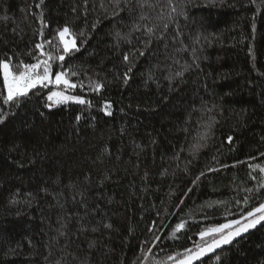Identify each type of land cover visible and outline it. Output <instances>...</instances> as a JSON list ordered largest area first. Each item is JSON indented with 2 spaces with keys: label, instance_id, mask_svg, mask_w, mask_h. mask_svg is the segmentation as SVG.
Listing matches in <instances>:
<instances>
[{
  "label": "trees",
  "instance_id": "16d2710c",
  "mask_svg": "<svg viewBox=\"0 0 264 264\" xmlns=\"http://www.w3.org/2000/svg\"><path fill=\"white\" fill-rule=\"evenodd\" d=\"M100 3L89 0L85 17L83 0H0V59L36 62L41 12L48 25L43 39L52 40L66 23L86 34L79 52L53 63V78L61 67L76 72L70 79L83 87L66 94L86 103L46 107L51 85L30 90L19 107L0 98L7 114L0 123V264H141L142 245L153 249L146 264H175L168 257L200 243L201 230L264 202L261 189L243 203L253 195L245 189L264 178L249 167L264 166L261 0H186L185 15L170 23L166 39L147 47L143 30L132 33L131 44L115 35L131 31L135 14L105 18ZM146 11L152 19L142 23L167 22L156 19L167 14L166 4ZM56 43L44 51L56 55ZM136 49L144 55L135 52L126 63L124 54ZM185 65L184 75L175 76ZM92 81L103 83L100 92L89 87ZM213 117L208 147L193 159L190 146ZM181 221L184 228L173 236ZM198 264H264V225Z\"/></svg>",
  "mask_w": 264,
  "mask_h": 264
},
{
  "label": "snow or ice",
  "instance_id": "6c2138e0",
  "mask_svg": "<svg viewBox=\"0 0 264 264\" xmlns=\"http://www.w3.org/2000/svg\"><path fill=\"white\" fill-rule=\"evenodd\" d=\"M43 3V0H41ZM84 9L83 14L85 17L88 13V3L89 0H83ZM255 3V0H253ZM261 3L264 4V0H261ZM166 7L168 9L167 14L163 11L157 13L156 19L158 21H164L166 19L167 22H164L162 25L156 23H142V22H150L152 17L146 9H155L158 5L163 8ZM165 4H160L159 0H156V3H152V0H101L100 8L104 10L105 18H118L123 19L121 13L127 12L129 15L135 14V20L131 26V31L122 35L120 32H116V37L119 39L125 40V42L131 44V37L133 32H141L143 30V34L147 37L146 40L141 41L142 44L147 47L151 45L153 39L155 40H165L166 33L169 29V25L171 22L175 20L177 16L185 15V5L186 0H165ZM40 7V5H37ZM75 12L76 9H73ZM43 13L41 12V24L42 28L40 30V37L42 38V43H37L35 48L40 50L39 56L34 57L36 59L35 63H26L23 60L19 61L18 64L12 63V58L8 57L7 59H0V78L3 81V88L0 89V98L3 100V104L5 106H10L11 104H15L19 107L21 103L22 97H27L29 95L30 90L37 89V87L48 88L49 85H53L56 89L62 90H53L50 91L47 95V101L50 104H47L46 107H51L53 105H59L68 101H75L80 104L86 103L84 99H82L78 95L66 94L70 93L71 90L76 89L78 86L83 87L82 82L78 85L71 81L70 77L75 76V71L65 70L61 67V70L56 71L54 73L53 78V63L55 61L64 62L66 56L73 54L74 52H79L80 48L86 42V34L85 30L81 29L79 32H76L71 24H65L63 27L59 28L55 32V36L52 40H46L44 38V28H47L48 25L44 23L42 19ZM101 23L100 18L98 17L92 23V29L95 30L97 25ZM162 28V31H161ZM159 32V34H157ZM78 38L81 39V44L78 47L76 44V40ZM139 39V37H137ZM53 40L57 43L54 45L56 47V55H53L51 52H45V45H53ZM195 42H199V37L196 38ZM167 47V45H165ZM62 49V51H61ZM251 51V50H250ZM135 52H139V55L143 56L144 51L142 49H136L134 52H129L124 54V61L126 63L130 62V57L135 55ZM195 52V49H193ZM39 57H46L45 59H40ZM178 62V61H177ZM190 65H185L183 71H179L175 73V76L182 77L184 72L188 70ZM131 68L128 69V72H131ZM128 72L124 74V82L127 84L129 76ZM171 80L172 77H166ZM151 79V76H149ZM103 83L100 81H92L89 84V87L96 92H100L103 87ZM6 92V95L4 94ZM111 105L105 102V110L110 108ZM106 114H110V112L106 111ZM7 118V114L0 110V123H2ZM80 117L77 116V120ZM216 119L213 117L212 122L204 125V131L200 134L198 140L190 146V154L193 159L197 158L198 153L208 147V141L211 139L213 132L212 129L217 123ZM232 137H228V142L231 143ZM184 149L181 148V151ZM264 156V153L260 154ZM179 154L177 153L175 159H179ZM215 159V157L213 158ZM251 159H256V157H252ZM191 163V161H189ZM235 166V165H233ZM222 167H227V165H222ZM249 167L253 170L259 169L261 173H264V166L260 164H250ZM208 171H217V169L209 168ZM205 173L201 172L200 176L196 177V180L193 181V184L196 183L197 180L200 179L201 176H204ZM252 179H256L252 177ZM264 189V178L259 183L258 187L247 188L246 192L252 193L253 195L245 196L243 203L248 205L249 202L253 199L254 196L259 195L260 190ZM42 191H47L46 189H42ZM191 191V189H189ZM183 203V200L181 201ZM214 204L226 203L225 201H215L212 202ZM240 201L237 200V204ZM232 213L225 209V215H231ZM159 216V213H158ZM71 219V217H69ZM264 224V202H260L258 206H254L251 210L246 212H242L239 219H232L227 223H220L218 225L209 226L204 230H201L198 235L200 237V243H194L193 248L185 249L183 254L178 253L174 258L169 256V260L176 259L177 264H193V261L198 260L200 257L204 256L208 252H213L215 249L220 248L222 245L230 244L235 238L242 236L244 233L248 232L250 229L257 227L258 225ZM105 228H111V224H104ZM66 225L61 223L60 229H57L60 236L66 235V233L62 230ZM155 221L153 222V226L149 228V232H152L155 229ZM184 228V222L181 221L175 225L174 231L172 235L174 236L176 232L180 231ZM98 229L96 227L92 228V231L95 232ZM206 237H211L210 242L206 240ZM160 237L156 236L155 241H159ZM155 241L153 246L155 247ZM95 246V242L89 243V248H93ZM152 248H148L147 251H144L143 245L141 246V253L143 254L144 259L141 261V264H146L149 260V254L152 253ZM51 251L49 255H51ZM219 259V257H217ZM55 264H61V260H56ZM81 264H88L87 260L82 261Z\"/></svg>",
  "mask_w": 264,
  "mask_h": 264
},
{
  "label": "water",
  "instance_id": "95a60500",
  "mask_svg": "<svg viewBox=\"0 0 264 264\" xmlns=\"http://www.w3.org/2000/svg\"><path fill=\"white\" fill-rule=\"evenodd\" d=\"M263 225H264V224H262V225H258L257 227L250 229L248 232H250V231H252V230H255V229H258V228L262 227ZM248 232L244 233V234H243L242 236H240V237L235 238L230 244H228V245H222L220 248L215 249L213 252H208V253H206L204 256L200 257L198 260L193 261V264H198V263H200L202 260H204L205 258H207L208 256H210L211 254L216 253L217 251H219V250H221V249H224L225 247H227V246H229V245L234 244L235 242L239 241L242 237H244ZM175 264H177V263H175Z\"/></svg>",
  "mask_w": 264,
  "mask_h": 264
},
{
  "label": "rangeland",
  "instance_id": "374dc122",
  "mask_svg": "<svg viewBox=\"0 0 264 264\" xmlns=\"http://www.w3.org/2000/svg\"><path fill=\"white\" fill-rule=\"evenodd\" d=\"M50 86V85H49ZM51 86H53V85H51ZM54 90H62V89H54Z\"/></svg>",
  "mask_w": 264,
  "mask_h": 264
}]
</instances>
